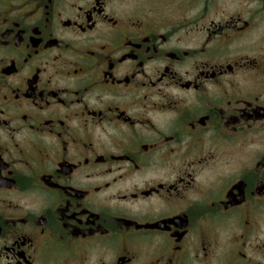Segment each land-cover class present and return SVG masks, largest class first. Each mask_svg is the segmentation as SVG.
Masks as SVG:
<instances>
[{"label":"flooded vegetation","instance_id":"af4514ba","mask_svg":"<svg viewBox=\"0 0 264 264\" xmlns=\"http://www.w3.org/2000/svg\"><path fill=\"white\" fill-rule=\"evenodd\" d=\"M0 264H264V0H0Z\"/></svg>","mask_w":264,"mask_h":264}]
</instances>
